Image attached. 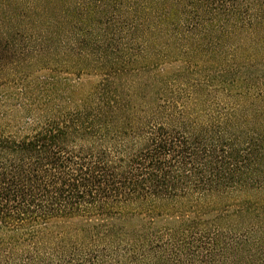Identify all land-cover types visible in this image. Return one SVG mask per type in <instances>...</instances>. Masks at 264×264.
<instances>
[{"label": "trees", "instance_id": "obj_1", "mask_svg": "<svg viewBox=\"0 0 264 264\" xmlns=\"http://www.w3.org/2000/svg\"><path fill=\"white\" fill-rule=\"evenodd\" d=\"M0 264H264V0H0Z\"/></svg>", "mask_w": 264, "mask_h": 264}]
</instances>
